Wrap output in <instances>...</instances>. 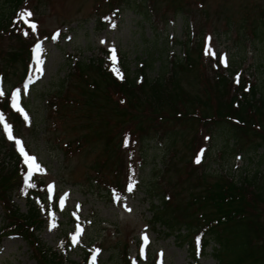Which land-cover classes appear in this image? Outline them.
Wrapping results in <instances>:
<instances>
[{
  "label": "rangeland",
  "instance_id": "obj_1",
  "mask_svg": "<svg viewBox=\"0 0 264 264\" xmlns=\"http://www.w3.org/2000/svg\"><path fill=\"white\" fill-rule=\"evenodd\" d=\"M177 1L21 0L12 8L16 13L21 11L31 15V20L36 23L35 29L43 32L41 35L54 32L51 38L38 37L37 57L26 61L23 77V58L11 67H5L4 53L17 46L15 42L0 37V94L12 90L7 95L9 106L23 113L21 126L9 127L13 137L18 139L17 143L20 146L25 143L26 150L21 151L29 154L26 159L28 177L34 173L33 178L48 188L46 200L38 209L42 223L35 235L44 247L64 251L63 257L72 264H122L126 256L124 261L128 260L129 264H215L211 256L212 243L206 245L203 256L196 259L186 246L189 236L194 234L187 226L196 228L199 212L189 214L193 208L189 209L187 205L186 193L194 181L183 168L181 158L189 159L191 154L183 144L188 143L190 147L192 139L199 141V128L195 122L198 120L176 125L174 135L163 131L159 137L149 130L144 141L146 144L141 145V162L137 163L136 153L133 156L134 191L113 201L104 195V186L111 185L113 170L108 168V172L104 167L97 176L93 167L102 143L80 142L79 146L74 144V148L80 150L78 153L74 149L67 150L64 143L77 134L76 128H82L78 125L83 112L76 103L68 105L53 97L77 91V77L66 75L72 62L77 60L101 59L102 64L109 63L115 73L120 72V60H124L129 74H133L146 55L152 54L154 69L147 75L155 77L164 57L181 56L186 32L190 34L194 57L198 48L194 44L198 42L197 37L200 42L202 58L198 67L207 66L211 57L219 53L227 68L228 65L233 69L237 67V74L248 75L257 85L264 81V34L260 38L251 35L254 28L264 27V0ZM177 3L181 4V12H177ZM113 7L117 9L114 11ZM103 21L107 23L104 27ZM25 35L30 33L25 30ZM159 53L163 55L158 57ZM65 78L67 86L59 90ZM230 79L234 80L235 74ZM53 100L56 109L50 111L48 105ZM112 101H116L114 96ZM0 103L1 108L4 102ZM108 114L105 112L106 116ZM103 119L100 113L95 121L102 126ZM217 130L214 128V132H210L208 141L207 137L202 140L205 157L200 162L198 159L199 169L202 165L211 176L221 172L234 178L243 171L263 169L257 163L261 150L251 158L231 157L227 133ZM87 133V128L80 129V134ZM125 161H128L127 157ZM125 177H129L126 171L121 177L122 183ZM207 181L212 180L208 178ZM148 188L151 192L147 193ZM164 191L171 192L169 204L172 207L161 209L160 215L170 216L172 209L175 210L172 217L176 222L173 228L179 231L177 238L165 237L159 222L156 225L151 222V212L156 213L154 206H158V196ZM11 195V202L20 213H25L24 195H18L17 191ZM259 211L258 223L264 228V204ZM2 220L0 204V225ZM72 229L76 232L67 248L60 246L61 238L70 234ZM1 238L0 264H37L38 256L27 242L16 236ZM255 244L262 245V241ZM122 254H125L123 258Z\"/></svg>",
  "mask_w": 264,
  "mask_h": 264
},
{
  "label": "trees",
  "instance_id": "obj_2",
  "mask_svg": "<svg viewBox=\"0 0 264 264\" xmlns=\"http://www.w3.org/2000/svg\"><path fill=\"white\" fill-rule=\"evenodd\" d=\"M20 1L0 0V37L15 42L17 46L4 53L5 67H11L22 58L24 61L30 44V36L22 38V29L25 28L21 20L17 17V22H12L15 18L12 8ZM116 9L117 7H113L114 11ZM181 11V4L177 3V12ZM104 26L105 24L102 27ZM253 30V37L260 38L264 34L263 26ZM42 33L39 31L38 35ZM189 35V32H186L181 56L164 57L155 77L147 75V72L154 69L155 58L152 54L146 55L133 74H129L125 61L120 60L122 76L113 74L108 69L109 64H102L101 59L73 61L72 68L66 75L77 77V91L74 94L68 92L67 95L53 96L68 105L76 103L80 112H83L78 125L82 128H76L77 134L64 145L67 150L74 149L78 153L80 150L74 148L75 143L77 146L80 142L92 145L102 143L100 155L93 167L97 176L104 167L113 170L111 185L104 186V195L108 198L123 187L124 181L122 183L121 177L123 172L134 167L135 153L139 159L137 163L141 162V145L146 144L144 141L149 130H153L154 135L159 137L162 136L159 133L163 131L174 135L176 125L193 123L189 121L192 119L198 120L195 122L199 128V141L197 140V143L192 139L190 142L194 144L190 147L188 143L183 144L191 154L189 159L181 158L183 168L189 177L193 176L194 181L186 193V198L189 199L187 205L189 209L193 208L189 214L199 212L196 215L199 218L196 228L188 225L187 229L190 233L199 234L201 254L206 245L213 244L214 247H210L215 264H264V228L258 223L261 217L258 209L264 204V81L257 85L248 75H237L236 66H240L239 64L234 66L235 69L229 65V69L223 67L218 53L211 57L207 66L198 67L202 58L200 42L197 37L198 42L194 44L198 48L194 57L191 53L194 47ZM163 46L166 48V43ZM160 55L163 54L159 53L158 57H161ZM232 74H236L235 80L230 79ZM66 82L67 78L61 81L59 90L66 88ZM112 96L116 101H112ZM54 103V100L49 103L50 111L51 108L56 109ZM0 110H7L5 103ZM105 112L109 114L106 116ZM100 113L104 118L102 126L95 121ZM10 118L13 128L21 126L19 117L10 114ZM83 119L85 122L81 123ZM164 127L168 129L164 130ZM83 128L88 129L87 134H80V129ZM214 128L219 129L217 131L220 133H227L225 136L231 142V157L239 154L242 159L246 156L251 158L261 150L257 163L263 169L243 171L237 178L224 176L221 172L211 176L202 165L199 169L194 160L202 147V140L207 137L208 141ZM72 143L73 146L70 147ZM137 145L139 150L136 149ZM72 152L74 154V151ZM204 153L202 157H205ZM125 157L128 158L127 162ZM19 165L13 142L0 134V204L3 208L0 238L6 235L20 237L27 242L32 252L37 254V264H72L63 257V252L44 247L38 241L35 233L42 220L38 215L37 204L38 201L44 202V184L34 179L28 186H24L20 182ZM208 178L212 181H207ZM13 191L24 195L25 213H20L11 202ZM149 191L148 188L147 193ZM35 196L37 203L32 201ZM158 199V206H154L156 213L151 212V222L154 225L159 222L158 225L163 228L161 233L165 237H179V231L173 228L176 225L172 217L175 210L172 209L170 216H164V213L160 215L161 209L172 207L169 204L171 192H162ZM260 240L262 245L256 246L255 242ZM188 245L191 246L190 240ZM124 256L125 254H122V258ZM124 258L122 264H128Z\"/></svg>",
  "mask_w": 264,
  "mask_h": 264
}]
</instances>
